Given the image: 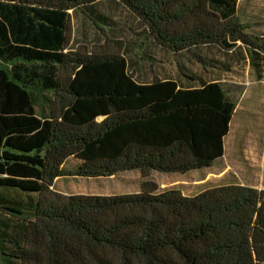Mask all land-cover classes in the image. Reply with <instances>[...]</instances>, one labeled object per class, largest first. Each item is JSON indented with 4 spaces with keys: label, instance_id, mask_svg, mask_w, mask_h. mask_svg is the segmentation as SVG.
<instances>
[{
    "label": "trees",
    "instance_id": "trees-1",
    "mask_svg": "<svg viewBox=\"0 0 264 264\" xmlns=\"http://www.w3.org/2000/svg\"><path fill=\"white\" fill-rule=\"evenodd\" d=\"M96 1L0 0V189L18 199L0 206L24 224L20 245L2 235V264H264V188L227 183L187 195L151 179L118 194L53 188L67 174L209 167L235 110L217 82H135L108 40L71 49L69 10ZM117 1L158 45L178 52L239 41L264 70V44L245 32L237 0ZM71 156L77 165L66 171Z\"/></svg>",
    "mask_w": 264,
    "mask_h": 264
},
{
    "label": "rangeland",
    "instance_id": "rangeland-1",
    "mask_svg": "<svg viewBox=\"0 0 264 264\" xmlns=\"http://www.w3.org/2000/svg\"><path fill=\"white\" fill-rule=\"evenodd\" d=\"M238 15L245 25V32L258 37L259 42L264 44V0H240ZM77 37L84 45V40L88 38L84 26L76 33ZM119 39L123 43L131 40L126 34ZM241 47L235 50V73L229 74L224 84L235 101V111L224 139V155L213 166L187 173L151 170L145 176L139 169L99 177L67 174L57 177L53 188L64 194H118L138 191L144 179H151L159 189L177 187L187 195L227 183L264 188V70L258 75L252 65L242 58L241 53L244 52ZM76 165L77 159L71 156L64 162L63 168L72 171Z\"/></svg>",
    "mask_w": 264,
    "mask_h": 264
},
{
    "label": "crops",
    "instance_id": "crops-1",
    "mask_svg": "<svg viewBox=\"0 0 264 264\" xmlns=\"http://www.w3.org/2000/svg\"><path fill=\"white\" fill-rule=\"evenodd\" d=\"M239 2L240 0H237L236 4L238 17ZM84 10L86 12L69 10L70 48L74 49L81 43L78 37L75 38V36L84 26L86 36H88L84 40L85 47L92 50L95 45L104 44L107 40L109 48H112L111 44L114 46L120 45L121 52L128 61L129 70L135 82L139 84H150L155 80H173L180 88H199L205 84L217 82L225 89L224 84L227 76L235 73V50L240 45L244 52L241 53L242 58L247 63L249 62L247 49L239 41L236 45L226 49L218 44L202 43L192 47L190 51L181 49L178 52L158 45L140 19L117 0H98L86 6ZM77 20H79V23L75 25ZM137 24L139 25L137 26ZM125 34L131 38L130 42L123 43L120 41V36L123 37ZM220 53L222 54L221 57L219 56ZM226 91L230 94L228 90ZM2 199L18 200L13 196L12 191L6 189H0V200ZM20 217L19 215L18 217L10 216L0 206V246H2V235H8L9 239H15V244L6 243L8 247L9 245L17 246L21 244L24 224ZM0 264H2L1 252Z\"/></svg>",
    "mask_w": 264,
    "mask_h": 264
}]
</instances>
